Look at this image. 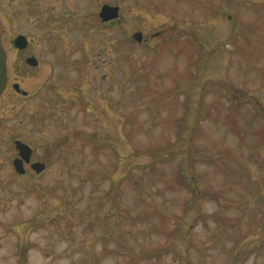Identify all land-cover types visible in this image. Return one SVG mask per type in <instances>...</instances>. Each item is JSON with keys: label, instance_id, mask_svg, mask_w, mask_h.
<instances>
[{"label": "rangeland", "instance_id": "rangeland-1", "mask_svg": "<svg viewBox=\"0 0 264 264\" xmlns=\"http://www.w3.org/2000/svg\"><path fill=\"white\" fill-rule=\"evenodd\" d=\"M6 1L0 264H264V0Z\"/></svg>", "mask_w": 264, "mask_h": 264}, {"label": "water", "instance_id": "water-1", "mask_svg": "<svg viewBox=\"0 0 264 264\" xmlns=\"http://www.w3.org/2000/svg\"><path fill=\"white\" fill-rule=\"evenodd\" d=\"M99 16L102 22L104 23L114 21L118 19L120 16V7L104 4L100 9ZM135 37L136 40L140 42L143 39V36L141 34H138ZM16 44L21 49L26 48L27 38L25 36H19L16 39ZM28 64L32 66H38L39 61L37 58L31 57L28 59ZM7 85H8V56H7V51L3 45L2 33H1V21H0V97L4 94ZM14 88L17 91H21L19 84H15ZM24 94L27 93L24 92ZM15 147L16 150L19 152V156L14 159L13 164L16 171L19 174L26 173L25 164H31V168L37 174H41L46 170L47 165L44 162L40 161V162L31 163V158L33 156L34 150L30 145L24 143L21 140H16Z\"/></svg>", "mask_w": 264, "mask_h": 264}, {"label": "flooded vegetation", "instance_id": "flooded-vegetation-1", "mask_svg": "<svg viewBox=\"0 0 264 264\" xmlns=\"http://www.w3.org/2000/svg\"><path fill=\"white\" fill-rule=\"evenodd\" d=\"M13 1H16V2L19 1L20 2L21 0H11V3H13ZM6 2L7 3H5V0H0V21H1L2 40L4 41L5 39H8V42H9V46H7V48H6L8 59H9V54H11V53H14L16 60L21 55L22 56L25 55V63L21 60V61H18L16 64L14 63L13 66H14V68L17 67L18 73L27 72V70L22 71L21 66L23 64L25 66V69L26 68L28 69V67H31V68L37 67V66H32V65L28 64V59L31 57H34L33 55H29V52H28V50L32 47V41H31V38L28 35H26V33H23V32L13 33L11 36L6 38V31L4 30V27L2 24H3L4 20L9 19V18H11V21H12L16 15L15 14L16 10L12 11L11 13L9 12L10 10H8V7L11 4H9V1H6ZM22 5H25V3H23ZM19 36H25L27 38V44H26L27 46L24 49L19 48L16 44V39ZM15 84H19V83L14 82V84L12 85V88H14ZM8 85H9V80H8ZM8 85H7V89L9 88ZM20 89H21V87H20ZM15 91L18 94H22L24 97H29V94L28 95L24 94L25 91H23L22 89H21V91H17L15 89ZM32 162H34L33 157H32Z\"/></svg>", "mask_w": 264, "mask_h": 264}, {"label": "trees", "instance_id": "trees-1", "mask_svg": "<svg viewBox=\"0 0 264 264\" xmlns=\"http://www.w3.org/2000/svg\"><path fill=\"white\" fill-rule=\"evenodd\" d=\"M257 108H260L259 105H256ZM260 112V111H259Z\"/></svg>", "mask_w": 264, "mask_h": 264}]
</instances>
